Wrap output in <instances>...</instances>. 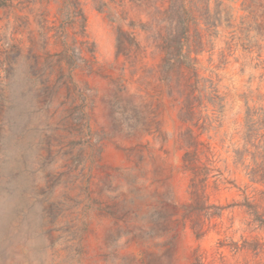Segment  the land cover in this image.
<instances>
[{"label":"rangeland","instance_id":"obj_1","mask_svg":"<svg viewBox=\"0 0 264 264\" xmlns=\"http://www.w3.org/2000/svg\"><path fill=\"white\" fill-rule=\"evenodd\" d=\"M197 3L202 128L179 120L185 83L163 79L165 0H0V264L264 262L243 205L264 211V184L233 152L246 114H264V0ZM186 127L211 147L223 207L199 237L182 208Z\"/></svg>","mask_w":264,"mask_h":264},{"label":"trees","instance_id":"obj_2","mask_svg":"<svg viewBox=\"0 0 264 264\" xmlns=\"http://www.w3.org/2000/svg\"><path fill=\"white\" fill-rule=\"evenodd\" d=\"M165 1L166 6L162 12L164 25L159 33L160 48L163 52L161 62L163 79L168 83L174 81L178 86L182 82L185 83L184 89H187V92L184 94L182 107L179 110V120L192 127L202 128V124L198 125L197 118L201 99L200 95H194L199 79L197 59L191 54H196L203 43V35L196 27L200 21L198 12L201 9L207 10V4L202 8L197 3L199 0ZM204 23L208 29L211 27L216 31L220 17L215 18L213 22L206 19ZM192 27L195 30L194 40H190ZM210 100L218 105V109L222 108V98L217 94L216 89H213V97ZM243 128L242 144L233 150L235 163H239L245 169L251 181L264 184V114L253 119L248 118L246 114ZM179 142L184 150L183 168L190 174L188 187L190 201L182 206L183 216L190 222L196 236L199 237L204 234L203 227L208 221L219 216L223 209L209 202L207 192L209 178L214 175L211 174L214 170L211 167L213 153L210 145L200 139V133L196 134L191 127H186L180 133ZM243 205L251 214L252 222L258 229L264 231V211H260L258 205L247 200ZM245 244L255 253L264 252L263 241L254 239ZM191 264H203L200 255L195 253ZM257 264H264V262Z\"/></svg>","mask_w":264,"mask_h":264},{"label":"water","instance_id":"obj_3","mask_svg":"<svg viewBox=\"0 0 264 264\" xmlns=\"http://www.w3.org/2000/svg\"><path fill=\"white\" fill-rule=\"evenodd\" d=\"M40 108L41 107H39L38 105H32L31 107H30V112H32V113H35V112H37L38 110H40Z\"/></svg>","mask_w":264,"mask_h":264}]
</instances>
